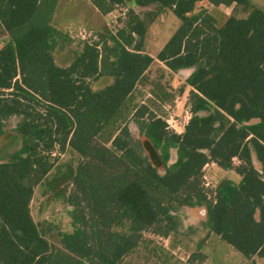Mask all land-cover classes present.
Segmentation results:
<instances>
[{
	"label": "trees",
	"instance_id": "trees-1",
	"mask_svg": "<svg viewBox=\"0 0 264 264\" xmlns=\"http://www.w3.org/2000/svg\"><path fill=\"white\" fill-rule=\"evenodd\" d=\"M89 1L105 15L127 0ZM132 1L154 6V15L168 9L179 20L156 58L173 72L191 69L186 82L197 96L181 133L147 104L130 106L153 61L143 48L146 20L132 8L121 26L96 32L60 65L57 40L71 37L52 25L58 0H0L7 35L0 46V136L14 119L20 139L0 161V264H119L166 210L132 173L178 206H203L210 231L248 264H264V9L251 0H207L248 10L217 26L206 7L195 12L201 0ZM103 76L111 81L93 88ZM129 118L160 152L163 173L132 135ZM95 142L125 170L93 172L90 158L107 163ZM67 146L79 155L66 198L73 228L58 234L56 246L32 218L30 202ZM172 149L176 158L168 163ZM208 162L234 169L239 181L221 180L208 198L202 180Z\"/></svg>",
	"mask_w": 264,
	"mask_h": 264
},
{
	"label": "rangeland",
	"instance_id": "rangeland-1",
	"mask_svg": "<svg viewBox=\"0 0 264 264\" xmlns=\"http://www.w3.org/2000/svg\"><path fill=\"white\" fill-rule=\"evenodd\" d=\"M256 6L264 9V0H251ZM206 7L214 16L215 23L220 26L225 19L234 14L245 16L248 10L242 6H213L207 0L198 1L195 12ZM128 8H132L146 20V32L143 41L144 51L153 56V61L143 76L137 82L132 93L131 105L143 102L159 116L164 118L170 129L181 133L191 115L193 99L197 91L186 82L191 69L171 71L156 54L167 41L179 24L174 14L166 9L154 15V6H140L132 0H127L124 6H117L108 14H101L89 0H59L53 15L52 25L71 37L70 42L63 43L58 39L54 49V57L58 64L66 65L72 59L75 51L81 48V42L96 39V32L108 27L114 31L122 25ZM7 40L6 33L0 25V46ZM111 81V77L103 76L92 83L93 88H99ZM132 135L138 138L149 156L151 162L164 172L160 152L154 149L144 135L140 133L136 123L128 119ZM14 119L7 121L5 132L0 136V161L6 160L9 154L20 146V139L13 130ZM94 148L106 156L107 163L90 158V169L102 176L124 171V166L117 157L100 145L94 143ZM176 158L174 149L170 152L171 163ZM79 155L67 146L42 179L35 187L30 202V212L37 225L46 230L50 243L60 246L59 233L71 231L73 226L70 217L71 206L66 198L72 189V179ZM238 160L234 158L236 165ZM256 167L259 164L255 161ZM203 186L208 198H212L213 188L224 179L238 182L240 176L234 169H223L214 162L204 165ZM133 178L147 188L166 204V210L158 223L144 231L138 246L125 255L119 264H248V260L217 234L209 230L205 223L206 215L203 206H178L168 197L154 189L139 175L132 173ZM258 263L262 258L254 257Z\"/></svg>",
	"mask_w": 264,
	"mask_h": 264
},
{
	"label": "crops",
	"instance_id": "crops-1",
	"mask_svg": "<svg viewBox=\"0 0 264 264\" xmlns=\"http://www.w3.org/2000/svg\"><path fill=\"white\" fill-rule=\"evenodd\" d=\"M58 1H59V0H58ZM109 13H110V12H109ZM107 14H108V13H107ZM186 69H188V70H189L190 68H184V69H180V70H186Z\"/></svg>",
	"mask_w": 264,
	"mask_h": 264
}]
</instances>
